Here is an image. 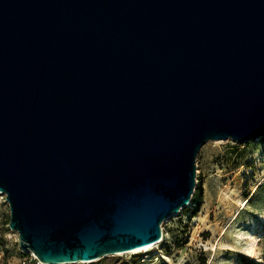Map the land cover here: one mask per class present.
Masks as SVG:
<instances>
[{"label":"water","instance_id":"95a60500","mask_svg":"<svg viewBox=\"0 0 264 264\" xmlns=\"http://www.w3.org/2000/svg\"><path fill=\"white\" fill-rule=\"evenodd\" d=\"M264 136V0H0V191L22 252L159 241L209 140Z\"/></svg>","mask_w":264,"mask_h":264},{"label":"rangeland","instance_id":"374dc122","mask_svg":"<svg viewBox=\"0 0 264 264\" xmlns=\"http://www.w3.org/2000/svg\"><path fill=\"white\" fill-rule=\"evenodd\" d=\"M196 165L202 189L162 222V242L148 251L62 264H264V136L209 140ZM9 221V204L0 193L1 264H48L30 262Z\"/></svg>","mask_w":264,"mask_h":264},{"label":"bare ground","instance_id":"6f19581e","mask_svg":"<svg viewBox=\"0 0 264 264\" xmlns=\"http://www.w3.org/2000/svg\"><path fill=\"white\" fill-rule=\"evenodd\" d=\"M0 193L2 194L1 191H0ZM189 203H191V201H190ZM189 203H188V204H189ZM163 238H164V235H163V237H162L159 241H157V242H155V243L148 244V245H145V246H142V247H138V248H135V249L130 250V251L120 252V253H117V254H118V255H121V254H125V253H137V252H141V251H148V250H149L150 248H152L153 246H156L157 244H159L160 242H162Z\"/></svg>","mask_w":264,"mask_h":264},{"label":"built area","instance_id":"2783aa9c","mask_svg":"<svg viewBox=\"0 0 264 264\" xmlns=\"http://www.w3.org/2000/svg\"><path fill=\"white\" fill-rule=\"evenodd\" d=\"M1 239H2V234H1V224H0V264H1L2 257L4 256V247L2 245ZM30 254H31L30 262L32 261L40 262L37 256L33 252H30ZM27 264H30V263L28 262Z\"/></svg>","mask_w":264,"mask_h":264},{"label":"trees","instance_id":"16d2710c","mask_svg":"<svg viewBox=\"0 0 264 264\" xmlns=\"http://www.w3.org/2000/svg\"><path fill=\"white\" fill-rule=\"evenodd\" d=\"M201 189H202V186L200 185V182H199V186H198V188H197V190H196V193H197V192H200Z\"/></svg>","mask_w":264,"mask_h":264}]
</instances>
